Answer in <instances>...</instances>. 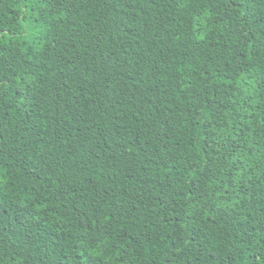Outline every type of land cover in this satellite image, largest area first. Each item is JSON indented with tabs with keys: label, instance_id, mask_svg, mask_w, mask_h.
Masks as SVG:
<instances>
[{
	"label": "trees",
	"instance_id": "trees-1",
	"mask_svg": "<svg viewBox=\"0 0 264 264\" xmlns=\"http://www.w3.org/2000/svg\"><path fill=\"white\" fill-rule=\"evenodd\" d=\"M0 264H264V0H0Z\"/></svg>",
	"mask_w": 264,
	"mask_h": 264
}]
</instances>
